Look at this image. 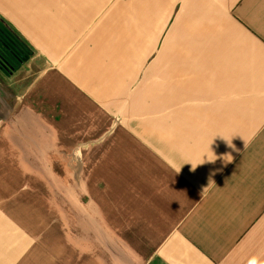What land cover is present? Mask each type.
<instances>
[{
    "label": "crops",
    "instance_id": "crops-1",
    "mask_svg": "<svg viewBox=\"0 0 264 264\" xmlns=\"http://www.w3.org/2000/svg\"><path fill=\"white\" fill-rule=\"evenodd\" d=\"M0 19V264H264V0Z\"/></svg>",
    "mask_w": 264,
    "mask_h": 264
},
{
    "label": "built area",
    "instance_id": "built-area-1",
    "mask_svg": "<svg viewBox=\"0 0 264 264\" xmlns=\"http://www.w3.org/2000/svg\"><path fill=\"white\" fill-rule=\"evenodd\" d=\"M20 36V35H19ZM21 37V36H20ZM20 40H23L22 37ZM0 42L9 52H11L19 61L26 60L32 53V49L28 44H20L10 32V27L6 22L0 19Z\"/></svg>",
    "mask_w": 264,
    "mask_h": 264
},
{
    "label": "trees",
    "instance_id": "trees-1",
    "mask_svg": "<svg viewBox=\"0 0 264 264\" xmlns=\"http://www.w3.org/2000/svg\"><path fill=\"white\" fill-rule=\"evenodd\" d=\"M10 32H11V35L20 43V44H23L22 42H24V44H27L24 40H20L21 37L19 36V34L17 32H15L13 29L10 28ZM23 44V45H24Z\"/></svg>",
    "mask_w": 264,
    "mask_h": 264
},
{
    "label": "rangeland",
    "instance_id": "rangeland-1",
    "mask_svg": "<svg viewBox=\"0 0 264 264\" xmlns=\"http://www.w3.org/2000/svg\"><path fill=\"white\" fill-rule=\"evenodd\" d=\"M5 22V21H4ZM10 27V26H9ZM11 28V27H10ZM11 29H13V28H11ZM14 30V29H13ZM15 31V30H14ZM16 32V31H15ZM1 44V43H0ZM3 46V45H2ZM30 47V46H29ZM31 48V47H30Z\"/></svg>",
    "mask_w": 264,
    "mask_h": 264
}]
</instances>
